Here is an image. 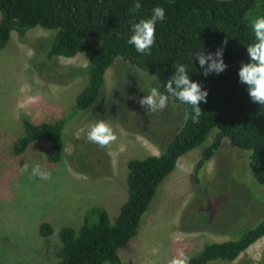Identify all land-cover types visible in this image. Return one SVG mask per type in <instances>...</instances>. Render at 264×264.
I'll return each mask as SVG.
<instances>
[{
  "label": "rangeland",
  "instance_id": "rangeland-1",
  "mask_svg": "<svg viewBox=\"0 0 264 264\" xmlns=\"http://www.w3.org/2000/svg\"><path fill=\"white\" fill-rule=\"evenodd\" d=\"M52 35V30L34 27L21 40L12 31L0 49V264H55L59 260L57 238L40 235L39 225L48 222L78 228L92 207L104 208L113 219L126 198L128 160L159 153L161 141L182 124L183 109L171 99L163 111L155 113L139 104L155 87L154 81L117 58L105 72L98 102L72 118L70 126L80 120L82 126L74 131L75 141L66 140L58 162L47 160V138L15 153L12 146L22 133L20 116L34 122L60 118L69 112L84 83L81 74L69 76L67 70L85 66L88 50L59 57L52 72L44 73H48L45 60L36 50ZM25 84L30 89L22 94ZM31 96H38L39 101L30 103ZM100 119L117 136L104 148L87 140L89 125ZM214 133L182 155L163 180L137 235L119 250L124 264H168L178 250L195 254L264 214V191L247 167L250 152L233 147L226 137L202 173L206 199L197 197L190 174ZM25 163L30 165L28 172L23 171ZM36 163L50 172L49 179L30 178ZM263 252L264 235L233 261L213 264H259Z\"/></svg>",
  "mask_w": 264,
  "mask_h": 264
},
{
  "label": "trees",
  "instance_id": "trees-1",
  "mask_svg": "<svg viewBox=\"0 0 264 264\" xmlns=\"http://www.w3.org/2000/svg\"><path fill=\"white\" fill-rule=\"evenodd\" d=\"M134 2L0 0V49L12 31L22 40L34 27L52 30L50 40L36 50L45 60V74L52 72L59 57L89 51L85 66L67 70V75L79 73L84 80L68 113L52 122H34L20 116L22 133L12 146L17 154L34 141L47 138V160L58 162L65 152L66 140L75 141L74 131L82 126V120L70 126L72 118L98 102L105 88V72L117 58L149 76L162 93L178 64L186 65L190 79L208 91L207 102H200L203 114L198 124L191 120L190 105L169 96L183 109L182 124L161 141L159 155L128 160L126 198L113 219L104 208L92 207L78 228L48 222L39 225L40 235L57 238L59 260L55 264H124L119 250L137 235L159 186L178 159L205 142L212 130L213 139L202 147L190 174L197 197L206 199L202 173L225 137L233 147L250 152L248 170L264 191V105L251 100L247 85L238 76L241 64L249 61L247 45L254 41L251 20L264 15V0H139L142 7L133 12ZM156 6L164 7L165 19L156 25V40L150 53L140 54L127 43L131 25L150 17ZM221 47L227 68L219 74L203 75L193 54L204 51L207 55ZM263 235L264 214L255 222L238 227L228 239L205 244L190 255V264L231 262ZM259 264H264V252Z\"/></svg>",
  "mask_w": 264,
  "mask_h": 264
},
{
  "label": "clouds",
  "instance_id": "clouds-1",
  "mask_svg": "<svg viewBox=\"0 0 264 264\" xmlns=\"http://www.w3.org/2000/svg\"><path fill=\"white\" fill-rule=\"evenodd\" d=\"M141 7L139 0H135L131 11L137 12ZM164 19V7H154L150 17L142 18L138 22L132 23L131 34L127 39V43L134 46L136 52L149 54L156 40V25L158 22H163ZM251 30L254 34V41L247 45L249 61L241 64L238 76L239 81L247 85L251 100L264 105V15L251 20ZM223 44H227V39L223 41ZM223 51L224 49L221 47L215 53L208 52L205 55L204 51H200L193 54V57L197 58L199 65L203 69V75L207 76L213 72L219 74L227 68L223 60ZM29 89L30 86L25 84L21 86L20 92L23 94ZM165 93L160 92L157 87H152L138 102L147 112L155 113L163 111L167 107L169 96H171L183 104L190 105L192 108V122L194 124L200 122V117L203 114L200 102H207L208 91L202 88L200 82L190 79L186 65L178 64L176 66L175 72L166 82ZM28 99L30 103L39 101L38 96H31ZM185 119H188L187 115ZM116 139L117 136L113 128L103 119L91 123L88 127L87 140L102 148L108 147ZM29 168L30 165L28 163L23 165L24 172H28ZM50 175V172L39 163L31 166L30 178L47 180ZM173 238L178 239L177 236ZM153 251L155 252L156 250L154 249ZM190 261L191 257L180 249L168 264H190Z\"/></svg>",
  "mask_w": 264,
  "mask_h": 264
}]
</instances>
